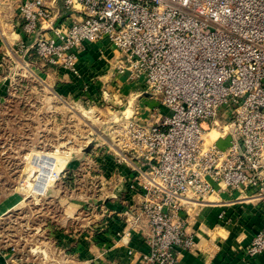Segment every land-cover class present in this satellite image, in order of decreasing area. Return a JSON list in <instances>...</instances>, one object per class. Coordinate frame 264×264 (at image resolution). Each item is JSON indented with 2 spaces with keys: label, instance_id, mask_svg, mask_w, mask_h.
<instances>
[{
  "label": "built area",
  "instance_id": "obj_1",
  "mask_svg": "<svg viewBox=\"0 0 264 264\" xmlns=\"http://www.w3.org/2000/svg\"><path fill=\"white\" fill-rule=\"evenodd\" d=\"M18 16L29 38L18 58L81 75L83 53L107 39L112 70L138 87L104 146L89 150L131 168L136 226L148 223L142 264H183L182 250L197 246L185 207L210 202L216 185L264 211V0H21ZM245 253H264V229Z\"/></svg>",
  "mask_w": 264,
  "mask_h": 264
},
{
  "label": "crops",
  "instance_id": "obj_2",
  "mask_svg": "<svg viewBox=\"0 0 264 264\" xmlns=\"http://www.w3.org/2000/svg\"><path fill=\"white\" fill-rule=\"evenodd\" d=\"M20 1L0 0V66L9 54L18 58L19 44L23 39L29 40L18 16ZM114 55L116 50L107 39L90 45L80 61L81 75L70 74L32 56V91L43 94L48 89L55 98L83 101L87 97L104 99L106 84L113 95V106L124 107L127 99L136 97L138 87L114 73ZM94 154L89 148L73 153L63 167L61 184L58 183L66 191L64 183L68 180L71 190L69 195H57L62 206L57 215L60 226L52 230L55 243L50 248L47 245V250H54L58 261L65 264H142L143 253L150 250L145 234L148 223L144 220L136 226L142 194L129 188L131 168L127 163L116 162L104 147ZM67 173L73 174L74 179H66ZM216 186L220 189L210 202L185 207L186 231L194 235L197 246L182 250L181 261L264 264V253L254 257L245 253V248L264 229L261 201L243 200L239 192L224 189L222 184ZM4 212L0 207V214ZM96 234L101 235V241L95 240Z\"/></svg>",
  "mask_w": 264,
  "mask_h": 264
},
{
  "label": "rangeland",
  "instance_id": "obj_3",
  "mask_svg": "<svg viewBox=\"0 0 264 264\" xmlns=\"http://www.w3.org/2000/svg\"><path fill=\"white\" fill-rule=\"evenodd\" d=\"M26 61L9 54L0 66V254L7 255L0 264H65L47 250L59 225L57 195L71 190L68 180L61 190L58 175L73 153L104 146L111 114L121 115L127 106L115 108L109 98L95 105L55 98L48 89L34 92Z\"/></svg>",
  "mask_w": 264,
  "mask_h": 264
},
{
  "label": "trees",
  "instance_id": "obj_4",
  "mask_svg": "<svg viewBox=\"0 0 264 264\" xmlns=\"http://www.w3.org/2000/svg\"><path fill=\"white\" fill-rule=\"evenodd\" d=\"M34 57H37V59H39L40 60V58L38 57V56H34ZM88 98V97H87ZM87 98H85L84 100H87ZM74 175L73 174H71V173H67L66 174V179H74V177H73ZM95 240L97 241V242H99V241H101V235L100 234H96V236H95Z\"/></svg>",
  "mask_w": 264,
  "mask_h": 264
}]
</instances>
